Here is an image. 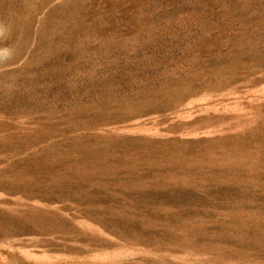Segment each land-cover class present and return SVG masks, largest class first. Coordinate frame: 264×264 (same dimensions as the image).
<instances>
[{"label": "rangeland", "instance_id": "1", "mask_svg": "<svg viewBox=\"0 0 264 264\" xmlns=\"http://www.w3.org/2000/svg\"><path fill=\"white\" fill-rule=\"evenodd\" d=\"M0 264H264V0H0Z\"/></svg>", "mask_w": 264, "mask_h": 264}]
</instances>
